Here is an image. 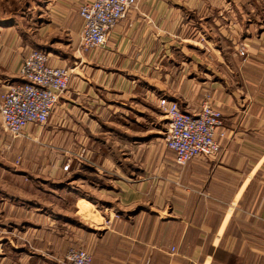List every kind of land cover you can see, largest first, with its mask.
I'll use <instances>...</instances> for the list:
<instances>
[{
  "label": "crops",
  "instance_id": "0c3cea01",
  "mask_svg": "<svg viewBox=\"0 0 264 264\" xmlns=\"http://www.w3.org/2000/svg\"><path fill=\"white\" fill-rule=\"evenodd\" d=\"M86 1H30L47 14L33 31L0 21V98L34 47L71 69L49 123L15 144L22 167L0 160V264H65L71 248L91 264H264V0H138L81 54ZM207 95L221 150L180 167L159 99L197 112Z\"/></svg>",
  "mask_w": 264,
  "mask_h": 264
},
{
  "label": "built area",
  "instance_id": "2783aa9c",
  "mask_svg": "<svg viewBox=\"0 0 264 264\" xmlns=\"http://www.w3.org/2000/svg\"><path fill=\"white\" fill-rule=\"evenodd\" d=\"M138 0H92L83 2L79 14L83 18L80 47L83 51L103 47L115 25L127 16ZM71 70L66 65H53L49 54L33 49L20 68V76L11 82L0 98V114L4 128L13 137L24 134L29 125L46 124L60 96L67 89ZM166 118L165 141L176 153L183 167L199 155L215 156L221 146L217 129L222 125V112L210 102L199 113L180 107L164 96L159 99ZM69 164L64 166L68 170ZM1 231V225H0ZM67 264H91L92 255L81 248H71L65 255Z\"/></svg>",
  "mask_w": 264,
  "mask_h": 264
},
{
  "label": "rangeland",
  "instance_id": "374dc122",
  "mask_svg": "<svg viewBox=\"0 0 264 264\" xmlns=\"http://www.w3.org/2000/svg\"><path fill=\"white\" fill-rule=\"evenodd\" d=\"M30 1L33 2V0H0V21H7V22H3L5 25L6 24H11V22H20L23 26L22 30L25 31V32H28V31H33L35 30V23L37 21H35L34 19H37V17L40 16V19H43V17H46L47 14H45V11H44V8L41 7L40 8V13H38V10H35L33 7H29V3ZM32 6H34L32 4ZM83 19V18H82ZM2 23V22H0ZM37 24V23H36ZM2 31H5L4 29H1L0 30V33ZM1 40V38H0ZM41 40V43L43 41V37L41 36L39 38V41ZM206 39L203 40V46L206 45ZM80 43V42H79ZM33 49H42L44 50L43 48H41L40 46H37V47H34L32 48ZM78 51L82 54L86 53V52H89L91 50H88V51H83L80 47V44L78 45ZM31 50V51H32ZM92 50H95V49H92ZM238 52H239V55L242 59V62L243 63H246L248 60H249V50H248V46L246 44H242L240 45L239 49H238ZM31 53V52H30ZM30 53L27 55V57L30 55ZM25 57V59L27 58ZM24 59V60H25ZM23 60V62H24ZM23 64V63H22ZM66 65V64H64ZM63 66V64H62ZM67 67H69L68 65H66ZM70 68V67H69ZM71 70V69H70ZM71 75V73H70ZM18 76H20V69L18 71ZM19 79V78H18ZM16 81V80H15ZM11 82H9L7 84V86L10 84ZM69 85V83H68ZM68 88V87H67ZM67 90V89H66ZM65 90V91H66ZM64 91V92H65ZM63 92V93H64ZM177 102V101H176ZM206 102H210L212 104V106L216 109H218L219 111H221L213 102V98L209 95H207L204 99H202V102H201V107H200V110L197 111V112H192V113H199L201 112L202 110V107H203V104L206 103ZM179 104V102H178ZM158 105H159V117L160 119H162L164 122H165V125L166 127H168V123H167V120L166 118L163 116V113H162V108L158 102ZM180 105V104H179ZM181 107V106H180ZM222 112V111H221ZM222 125H224V115H223V112H222ZM49 123V121L47 122ZM38 125L40 127H44L45 125ZM37 125V124H36ZM221 125V126H222ZM220 126V127H221ZM218 127V129L220 128ZM0 160L2 161H5V162H8L10 164H12L15 168L17 167H22V165L24 164V157H23V154L19 153L18 151H15V144L17 143L18 140H21V139H26V131L24 132L23 135L21 136H18V137H11L10 134L8 133V131L4 128L3 126V123H2V119H1V114H0ZM217 129V140L218 142L220 143L219 139H218V135L220 134ZM221 135H223V133H221ZM166 136V132H165V135L164 137ZM164 143L166 145L167 148H169L166 144V141L164 140ZM220 146H221V143H220ZM170 149V148H169ZM221 150V149H220ZM220 152V151H219ZM219 154V153H218ZM218 154H216L215 156H217ZM75 156V155H73ZM175 161H176V154H175ZM177 163V162H176ZM188 163V162H187ZM186 163V164H187ZM66 164H69L70 167L68 170H65L64 169V166ZM75 165H76V160H75V157H70L69 161H67L66 163H64L63 165V170L66 171V173H64V175L62 174V176H64V178H68L70 180H72L75 176ZM178 165V164H177ZM180 166V165H179ZM181 167V166H180ZM184 167V166H183ZM47 177H50V176H47ZM26 179V178H25ZM74 180V179H73ZM73 184H75V180L73 181ZM48 187V186H47ZM49 189V187H48ZM47 197V196H46ZM53 199L54 196L52 197ZM51 201V200H50ZM57 202V206H66L67 208H70L71 210L74 209V206H73V203H74V200L72 198H68L65 196V199H62V200H55ZM100 221V220H99ZM67 254V253H66ZM65 254V255H66ZM65 255L62 259V262L67 264L65 262Z\"/></svg>",
  "mask_w": 264,
  "mask_h": 264
}]
</instances>
